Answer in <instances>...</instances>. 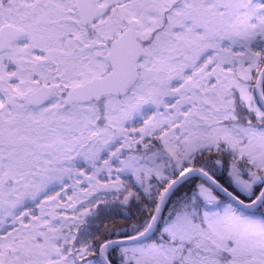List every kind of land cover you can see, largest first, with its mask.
Segmentation results:
<instances>
[{
	"label": "snow or ice",
	"instance_id": "1",
	"mask_svg": "<svg viewBox=\"0 0 264 264\" xmlns=\"http://www.w3.org/2000/svg\"><path fill=\"white\" fill-rule=\"evenodd\" d=\"M0 264H264V0H0Z\"/></svg>",
	"mask_w": 264,
	"mask_h": 264
}]
</instances>
